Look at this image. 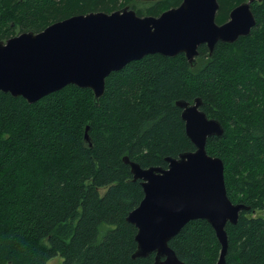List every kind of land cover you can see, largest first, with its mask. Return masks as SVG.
Instances as JSON below:
<instances>
[{
    "label": "trees",
    "instance_id": "16d2710c",
    "mask_svg": "<svg viewBox=\"0 0 264 264\" xmlns=\"http://www.w3.org/2000/svg\"><path fill=\"white\" fill-rule=\"evenodd\" d=\"M0 0V40L41 31L74 14L129 5L160 15L182 0ZM247 0H219L217 22ZM257 23L195 65L184 53L149 54L112 72L95 103L91 88L69 84L30 103L0 91V264H154L134 257L137 227L127 220L144 197L128 156L143 167L195 150L177 100H203L224 134L207 142L225 164L230 199L245 203L228 223L225 264H264V0L252 4ZM89 126L92 145L85 140ZM102 189H106L102 192ZM170 246L185 264H217L221 244L206 219L189 221Z\"/></svg>",
    "mask_w": 264,
    "mask_h": 264
},
{
    "label": "water",
    "instance_id": "95a60500",
    "mask_svg": "<svg viewBox=\"0 0 264 264\" xmlns=\"http://www.w3.org/2000/svg\"><path fill=\"white\" fill-rule=\"evenodd\" d=\"M247 0L235 6L229 19L217 22L219 0H182L160 15H139L126 5L112 12L91 11L55 21L43 30L24 31L0 40V91L34 103L69 84L91 88L95 103L114 71L149 54L184 53L191 65L199 46L212 55L219 42L233 43L249 35L257 19ZM186 133L195 150L168 156L165 166L143 167L128 156L134 180L144 197L127 220L137 227L134 257L155 254L154 264H185L169 242L191 220L206 219L221 244L217 264L226 263L229 241L226 226L237 223L245 203L233 202L227 192L225 164L209 154L208 139L224 134L219 119L203 109V100L179 99ZM85 140L92 145L89 126Z\"/></svg>",
    "mask_w": 264,
    "mask_h": 264
},
{
    "label": "rangeland",
    "instance_id": "374dc122",
    "mask_svg": "<svg viewBox=\"0 0 264 264\" xmlns=\"http://www.w3.org/2000/svg\"><path fill=\"white\" fill-rule=\"evenodd\" d=\"M135 2H139L135 0ZM142 3H138V7H142ZM106 189H102L101 191L104 192ZM253 216H263L264 217V208L263 209H257L252 213ZM49 264H64V259L62 256L58 255L56 257H53L52 259L49 260Z\"/></svg>",
    "mask_w": 264,
    "mask_h": 264
}]
</instances>
